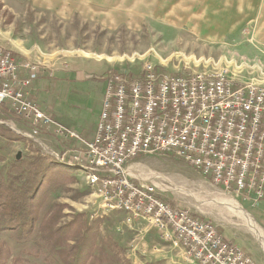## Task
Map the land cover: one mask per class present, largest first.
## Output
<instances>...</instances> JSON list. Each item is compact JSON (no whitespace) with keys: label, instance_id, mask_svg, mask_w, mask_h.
I'll return each mask as SVG.
<instances>
[{"label":"rangeland","instance_id":"1","mask_svg":"<svg viewBox=\"0 0 264 264\" xmlns=\"http://www.w3.org/2000/svg\"><path fill=\"white\" fill-rule=\"evenodd\" d=\"M0 45L50 73L71 71L69 84L48 80L39 88L43 92L32 98L50 117L71 113L91 124L102 111L100 81L117 73L133 79L146 65L173 75L227 69L238 81L264 86V6H163V0H0ZM9 110L0 108V126L34 144L10 142L0 135V180L19 153L21 160L30 161L38 150L50 156L59 152L55 160L79 169L78 180L53 195L45 213L60 204L65 205L62 224L78 214H84L87 221L104 218L103 235L118 243L132 264H192L150 220L129 223L125 213L104 208L99 189L89 187L80 166L69 164L79 154L75 149L68 151L72 145L66 140L70 139L57 135L54 127L45 129L65 141L55 146L48 141L47 152L40 144L46 131L35 135L30 124ZM127 168L131 182L157 185L165 203L213 224L228 242L264 264V240L223 203L226 198L235 200L264 233L251 215L258 219L256 210L243 199L226 195L174 156H140ZM2 243H8L14 255L23 254L25 247L12 233L0 234V249ZM27 259V264H45L42 258Z\"/></svg>","mask_w":264,"mask_h":264},{"label":"built area","instance_id":"2","mask_svg":"<svg viewBox=\"0 0 264 264\" xmlns=\"http://www.w3.org/2000/svg\"><path fill=\"white\" fill-rule=\"evenodd\" d=\"M41 68L0 45V105L35 135L54 127L81 143L84 153L69 164L99 189L105 209L125 213L129 223L150 220L192 264H257L213 224L165 203L157 185L131 182L127 166L140 156H174L255 208L264 200V86L238 81L227 69L173 75L146 65L133 79L117 73L107 78L96 134L85 141L31 99Z\"/></svg>","mask_w":264,"mask_h":264},{"label":"trees","instance_id":"3","mask_svg":"<svg viewBox=\"0 0 264 264\" xmlns=\"http://www.w3.org/2000/svg\"><path fill=\"white\" fill-rule=\"evenodd\" d=\"M0 108L10 112L6 103ZM0 135L10 142H30L31 147L34 144L2 126ZM35 152L37 155L30 161L16 158L10 172L0 180V234L12 233L25 247L23 254L16 256L8 243H2L0 264H27L30 257L42 258L45 264H132L120 245L103 235L104 218L87 221L84 214H78L62 224L65 205L60 204L45 213L48 200L60 189L76 183L80 170L60 165L43 151Z\"/></svg>","mask_w":264,"mask_h":264},{"label":"crops","instance_id":"4","mask_svg":"<svg viewBox=\"0 0 264 264\" xmlns=\"http://www.w3.org/2000/svg\"><path fill=\"white\" fill-rule=\"evenodd\" d=\"M168 5H173V6L174 5H176V6L177 5H182V6H229V7L230 6H238V7H249V6L251 7L252 6V7H256V6H264V0H163V6H168ZM244 11L246 14L247 11L245 9H244ZM20 61H23V60H20ZM24 61H25V59H24ZM70 72H68L66 70H56V71H52L50 73L47 68L42 67L41 73L38 74V76L33 77L32 86L29 90L30 95H31V99L34 100L32 98L34 95H40V93L43 92V90H41L39 88L42 84L44 87L45 84H47L46 82H48V80L54 79L53 81L55 82V79H57L60 82L65 81L64 82L65 84L66 83L69 84L70 79H67V78H68V75ZM76 73H78V72H76ZM57 77H59V78H57ZM100 82L101 83L98 86L100 89L98 91V93H99V95H98L99 100L98 101L102 107V103H103L105 91H106V86H107V78L105 80L102 79ZM80 118H81V116H80ZM53 119L56 122H59L60 124L65 125L67 128H69L70 130L77 133L83 140L90 141L94 138V136L96 134L99 116L94 122H92V124L88 120L75 118L71 113L70 114L65 113L63 116H61V118H53ZM43 138L44 139H40L41 142L44 143V144L40 143L43 148H44L45 144L47 145L49 142H50V144H52L54 146L58 145L60 143H63V142L65 143V141L61 140L60 137H57L53 134H50L48 131L45 132V134L43 135ZM67 143H69V145H72L68 151L75 149V150H78V152L80 153V152L85 150V149H83L84 146L76 140H72V139L66 140V144ZM44 149H45V151H47L46 148H44ZM53 150L54 149L52 148L51 151H53ZM57 153L59 154V152H55L51 155L57 159L59 157ZM248 205L250 207H252L250 204H248ZM252 209L256 210L258 219L256 218V216L254 214H252L249 211L248 212L251 213V215L254 216L255 220H257V222L264 228V200L261 201L260 203H258V205L255 208L252 207ZM244 210H246V209H244ZM249 219H251V218H249Z\"/></svg>","mask_w":264,"mask_h":264},{"label":"bare ground","instance_id":"5","mask_svg":"<svg viewBox=\"0 0 264 264\" xmlns=\"http://www.w3.org/2000/svg\"><path fill=\"white\" fill-rule=\"evenodd\" d=\"M223 203L232 209L235 210V215L243 217L244 221L246 222L247 226L250 227L251 230L255 231L254 233H258V237L262 240H264V233L262 230L257 226V224L249 219L242 208L238 205V203L233 199H224Z\"/></svg>","mask_w":264,"mask_h":264},{"label":"water","instance_id":"6","mask_svg":"<svg viewBox=\"0 0 264 264\" xmlns=\"http://www.w3.org/2000/svg\"><path fill=\"white\" fill-rule=\"evenodd\" d=\"M21 158H22V154L19 153L18 156H17V159H18V160H21ZM243 210H244V209H243ZM244 211H245V210H244Z\"/></svg>","mask_w":264,"mask_h":264}]
</instances>
